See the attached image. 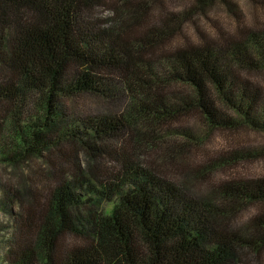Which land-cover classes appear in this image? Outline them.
Segmentation results:
<instances>
[{"label": "trees", "instance_id": "1", "mask_svg": "<svg viewBox=\"0 0 264 264\" xmlns=\"http://www.w3.org/2000/svg\"><path fill=\"white\" fill-rule=\"evenodd\" d=\"M214 1L176 14L165 0H115L116 17L104 19L105 0H0V161L49 166L40 189L18 190L2 264H264V216L234 227L240 208L264 205V180L224 181L204 196L174 145L154 129L142 135L189 114L209 132H264V92L251 80L264 72V30L217 0L235 30L185 31ZM82 96L127 108L73 118L67 102ZM153 153L182 183L148 165ZM240 159L206 156L197 177L205 184Z\"/></svg>", "mask_w": 264, "mask_h": 264}, {"label": "rangeland", "instance_id": "2", "mask_svg": "<svg viewBox=\"0 0 264 264\" xmlns=\"http://www.w3.org/2000/svg\"><path fill=\"white\" fill-rule=\"evenodd\" d=\"M115 0H105L106 6L97 8L96 14L104 19L116 17L112 3ZM195 0H165L167 6L173 13L190 12L194 9ZM236 10L240 12L248 28H260L264 30V0H231ZM205 8L204 11L199 9L191 12V18L185 24V31L192 33L195 28L207 31H217L216 28L224 32L235 30L233 26L234 19L231 14L224 10L220 1ZM216 29V30H215ZM140 32V31H139ZM138 32V33H139ZM188 35V34H187ZM181 38V37H179ZM180 40V39H179ZM178 44V39L171 41L167 46L173 47ZM253 84L257 85L264 92V72L256 75L251 79ZM68 113L73 118L92 116V115H109L117 111H125L126 103L104 102L89 96L76 97L67 102ZM229 116L236 118L233 112H226ZM263 122V121H262ZM155 130V137H159L164 142L174 145V159H178L185 169L184 173L188 174V183L195 187V192L202 193L204 196L209 195L211 189L207 186H217L218 184L233 179L264 180V132L255 131L246 127H241L232 131H208L203 125L197 114H189L179 118L177 121L159 122L148 128H144L142 135ZM148 130V131H144ZM193 142L199 143L196 150H189V145ZM186 145V147H182ZM0 145V149H1ZM179 147V149H178ZM231 155H239L242 159L235 165V168H226V170H217L212 173L209 180L202 184L197 177V170L201 171L204 166V158L207 156L212 162L222 161ZM148 165L154 166L161 173L178 183H182V175L175 166L170 167L164 164L162 159L156 156V153L144 156ZM49 166L43 159H37L33 162L26 161L16 167L8 161H0V258L1 249L7 246L8 236L13 231V216L20 212L17 207L15 197H18V190L30 184V181L43 184L46 182L45 174L48 173ZM35 186V187H36ZM18 188V189H17ZM100 206H103L100 204ZM254 216H264V205H251L240 208V214L234 221V227L240 231L250 224ZM252 258V257H251ZM264 255L261 256V261ZM3 261L0 260V264Z\"/></svg>", "mask_w": 264, "mask_h": 264}]
</instances>
